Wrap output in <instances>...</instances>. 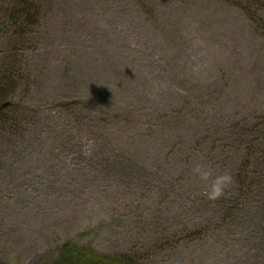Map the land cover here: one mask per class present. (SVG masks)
Instances as JSON below:
<instances>
[{"label": "rangeland", "instance_id": "rangeland-1", "mask_svg": "<svg viewBox=\"0 0 264 264\" xmlns=\"http://www.w3.org/2000/svg\"><path fill=\"white\" fill-rule=\"evenodd\" d=\"M0 0V264L73 244L264 264V3ZM4 99V100H3ZM197 162L233 177L209 200Z\"/></svg>", "mask_w": 264, "mask_h": 264}, {"label": "trees", "instance_id": "trees-1", "mask_svg": "<svg viewBox=\"0 0 264 264\" xmlns=\"http://www.w3.org/2000/svg\"><path fill=\"white\" fill-rule=\"evenodd\" d=\"M264 3V0H257ZM14 8L19 11L15 15V26L31 27L34 25L35 17L30 13L34 10L35 0H14ZM6 78L0 86V123L4 115L5 107L1 102L3 91L6 87ZM4 100V99H3ZM48 264H137L133 255L104 256L94 251L79 247L73 244H65L58 248V256Z\"/></svg>", "mask_w": 264, "mask_h": 264}, {"label": "clouds", "instance_id": "clouds-1", "mask_svg": "<svg viewBox=\"0 0 264 264\" xmlns=\"http://www.w3.org/2000/svg\"><path fill=\"white\" fill-rule=\"evenodd\" d=\"M192 175L205 185L204 194L209 200L221 197L232 183L231 174L219 173L207 163L197 162L191 169Z\"/></svg>", "mask_w": 264, "mask_h": 264}]
</instances>
